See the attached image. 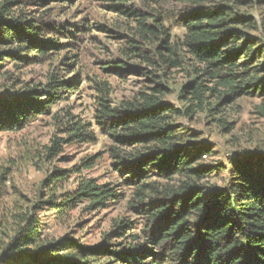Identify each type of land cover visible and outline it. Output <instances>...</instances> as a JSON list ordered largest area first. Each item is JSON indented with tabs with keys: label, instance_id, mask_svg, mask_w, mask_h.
Wrapping results in <instances>:
<instances>
[{
	"label": "trees",
	"instance_id": "1",
	"mask_svg": "<svg viewBox=\"0 0 264 264\" xmlns=\"http://www.w3.org/2000/svg\"><path fill=\"white\" fill-rule=\"evenodd\" d=\"M82 1L0 0V76H11L8 62L18 70L58 63L46 83L16 84L0 95V132L23 131L51 114L78 89L79 64L89 54L104 71L149 86L116 106L110 89L100 90L94 118L109 145L48 174L38 200L0 220V264H264V154L240 156L223 185L209 186L207 178L225 167L204 164L212 149L184 139L177 122L207 114L228 135L235 124L223 117L226 108L245 96L264 103V45L253 36L256 18L240 11L264 0H85L102 17L83 16ZM179 74L187 82L176 107L165 99ZM75 119H55L63 133L45 148L48 158L95 141ZM103 160L115 184L82 178L59 194L72 175ZM11 172L0 173V189ZM123 191L131 194L132 219L116 221L103 244H82L72 230L60 238L49 233L45 219L72 224L81 204L106 209L124 201Z\"/></svg>",
	"mask_w": 264,
	"mask_h": 264
},
{
	"label": "rangeland",
	"instance_id": "2",
	"mask_svg": "<svg viewBox=\"0 0 264 264\" xmlns=\"http://www.w3.org/2000/svg\"><path fill=\"white\" fill-rule=\"evenodd\" d=\"M80 5L78 10L83 16L86 14L94 16L96 13L101 17L105 16L97 11L95 5L85 0ZM240 11H246L256 18L257 29L253 32V36L260 38L264 45V5L242 7ZM108 17L111 18V16ZM172 34L181 36L183 32L173 27ZM79 65L81 80L78 89L70 94H64L63 99L53 106L51 114L40 116L23 131L0 132V173L7 167L12 169L7 183L0 189V220H10L9 215L15 209L17 210L18 206L27 207L38 200L41 197L42 181L54 170L71 169L79 165L86 157L105 151L109 145V139L102 134L94 118L101 89H110V100L116 106L123 100L133 98L139 91L149 86L143 82L142 78L136 76L121 78L104 71L103 67L106 66L99 63L91 54L86 56V59H82ZM57 66L58 63L52 68L44 62L18 70L12 62H8L6 71L11 76H0V95H5L16 84V89H19L23 84L33 86L46 83L48 75ZM62 73V71L58 72L59 75H63ZM65 77L71 76L65 74ZM185 82H187L186 77L182 74L177 75L171 84L172 93L165 100L176 107H181L182 102L179 96ZM262 104H264L263 100L258 96H245L226 108L223 117L235 124V129L228 135H223L218 125L212 121L213 118L207 114H198L192 120L184 117L177 118L178 124L182 127L181 133L184 139L212 149L207 157H203V163L225 167L207 178L206 183L209 186L223 185L229 177L228 170L232 163L240 156L264 154V114L260 110ZM68 115L75 117V120L82 125H86L91 132L95 133L96 139L90 143L67 145L60 156L54 159L48 158L45 148L50 146L54 135L63 133L61 128L60 130L56 127L55 119L65 117L67 121ZM82 178H94L101 184L117 182L107 160H103L93 169L84 170L81 175H72L59 194L74 191ZM123 192H125L124 201L106 209L89 211L86 203L81 204L80 210L73 214L72 224L62 225L52 217L46 220L44 218L46 214L41 216H44L45 222L49 225L48 231L55 238H60L72 230L82 244L100 245L104 241L103 235L113 230L116 221L120 218L132 219L127 209V201L130 200L131 194L129 191ZM76 222L79 225H75ZM82 229H84L83 233L86 232L85 234H79Z\"/></svg>",
	"mask_w": 264,
	"mask_h": 264
}]
</instances>
